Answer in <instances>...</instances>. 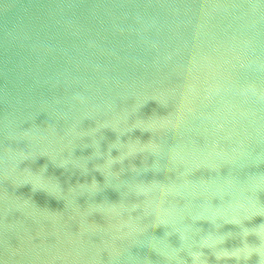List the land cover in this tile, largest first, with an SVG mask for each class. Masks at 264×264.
<instances>
[{
	"label": "water",
	"instance_id": "water-1",
	"mask_svg": "<svg viewBox=\"0 0 264 264\" xmlns=\"http://www.w3.org/2000/svg\"><path fill=\"white\" fill-rule=\"evenodd\" d=\"M0 264H264V0H0Z\"/></svg>",
	"mask_w": 264,
	"mask_h": 264
}]
</instances>
